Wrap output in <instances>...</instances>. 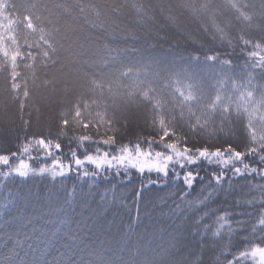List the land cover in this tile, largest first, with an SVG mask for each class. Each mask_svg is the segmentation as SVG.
<instances>
[{
  "label": "trees",
  "instance_id": "16d2710c",
  "mask_svg": "<svg viewBox=\"0 0 264 264\" xmlns=\"http://www.w3.org/2000/svg\"><path fill=\"white\" fill-rule=\"evenodd\" d=\"M262 252L264 0H0V264Z\"/></svg>",
  "mask_w": 264,
  "mask_h": 264
},
{
  "label": "snow or ice",
  "instance_id": "6c2138e0",
  "mask_svg": "<svg viewBox=\"0 0 264 264\" xmlns=\"http://www.w3.org/2000/svg\"><path fill=\"white\" fill-rule=\"evenodd\" d=\"M12 58H13V60H15L16 56L13 55ZM212 59H215V58L213 57ZM247 96L249 98H251L253 96V93L252 92H248L247 93ZM185 99H187V100L193 99L191 93H189L185 97ZM218 100H219V98H217V102H218ZM241 100H244L243 94L241 95ZM245 103H247V102H245ZM258 109H259V105H257V107H255V108H253L251 110V112H249V115L252 116V117H254L256 115ZM245 111H248L247 107H245ZM160 122H161V124H163V120H161ZM169 135H170V133H165L163 138L164 139H167V137ZM41 143H43L45 147L48 146L47 143L44 142L43 140H41ZM105 143H107V141H105ZM56 147L59 149L60 148V145L57 144ZM168 148L169 149H172V150H176L177 149V145L176 144H169L168 145ZM187 151H188V149L185 148V152H187ZM145 155L146 154L143 153V152H140L137 155H133L131 149H126L125 150V154L119 158L118 163H120V164H127V165L132 166V167H137V168L143 169L144 168V165L140 162V157L145 156ZM176 155L177 156H183L184 155V152H180L179 150H177L176 151ZM207 155H209V150L208 149L201 148L199 150V156L200 157H205ZM212 155L213 156H220V155H222V152L220 150H216L215 152L212 153ZM234 155L236 157H238V158H241V159L243 158V153H241L239 151H236L234 153ZM106 156H107V153H105V157ZM160 156H161V153L157 152L156 153V162L154 164H152L151 166L152 167H159L162 172H164L165 174H167V166L165 165V166L161 167L159 165V163H158L159 162V159H160ZM87 159L89 161H91L92 163H95L97 165V167H100L103 163H108V164H111L112 163L111 160H106L104 158H100L99 160H97L95 157H92V156L87 157ZM167 159L168 160H171L172 157L169 156V157H167ZM188 159L191 160L192 163H196L197 162L196 160H192L191 157H188ZM228 162H230V161H225V163H228ZM57 163H59V162H57ZM77 163L78 164L79 163H82V161L77 160ZM245 166L247 167V165H245ZM16 171H17L18 174L23 175V176H26L31 171V168L28 165H26V164H22L19 168L16 169ZM40 171H41V173H43V172H51L52 175L62 174V173H57L55 171V166L53 167V169H41ZM237 171H240V170L237 169ZM253 171H255V170H253ZM189 177H191L192 179L190 180ZM184 179H185V181H186V183L188 185H191L194 182V180L196 179V176H195V174L189 172V173H187L185 175ZM260 251H262V250L261 249H255L254 250V254L257 253V252H260Z\"/></svg>",
  "mask_w": 264,
  "mask_h": 264
},
{
  "label": "rangeland",
  "instance_id": "374dc122",
  "mask_svg": "<svg viewBox=\"0 0 264 264\" xmlns=\"http://www.w3.org/2000/svg\"><path fill=\"white\" fill-rule=\"evenodd\" d=\"M176 151H177V149L171 151V155L170 156L172 157L173 154L176 155ZM27 163L28 162H26V160L25 161H20L19 166H21L22 164H26L27 165ZM259 260L264 262V252H262L261 254H259Z\"/></svg>",
  "mask_w": 264,
  "mask_h": 264
}]
</instances>
